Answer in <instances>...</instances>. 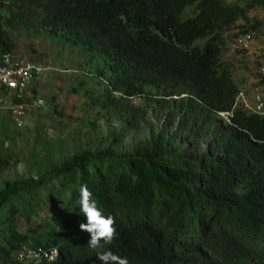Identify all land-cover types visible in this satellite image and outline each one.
<instances>
[{"label": "trees", "instance_id": "obj_1", "mask_svg": "<svg viewBox=\"0 0 264 264\" xmlns=\"http://www.w3.org/2000/svg\"><path fill=\"white\" fill-rule=\"evenodd\" d=\"M255 7L264 10V0H0V53L14 51L9 30L77 48L106 77L103 108L143 97L164 118L128 153L79 151L6 183L0 264L23 244L59 249L52 264H104L105 250L128 264H264V115L233 108L239 87L221 58L224 31L249 23ZM125 110L115 139L146 109ZM220 112H231L229 122ZM82 184L115 217L116 236L103 248L89 247L79 228ZM44 201L48 216L33 224Z\"/></svg>", "mask_w": 264, "mask_h": 264}, {"label": "rangeland", "instance_id": "obj_2", "mask_svg": "<svg viewBox=\"0 0 264 264\" xmlns=\"http://www.w3.org/2000/svg\"><path fill=\"white\" fill-rule=\"evenodd\" d=\"M225 1L243 5L248 0ZM191 13L192 8H187L184 15ZM248 15L249 23L238 20L224 31L225 45L221 52L222 60L230 64L232 79L246 94L257 81V65L264 59V10L255 7ZM255 21L261 25L251 28L255 38L250 50L239 49L235 45L236 36ZM8 33L14 40V51L41 63L46 71L31 86L44 104L27 108L21 128L14 125L7 112L0 110V190L8 182L24 180L31 174L58 166L75 152L110 149L115 154L128 153L134 145L146 143L161 128L162 114L153 111L143 97L120 99L117 112L103 108L97 100L103 97L106 77L100 76L97 65L90 63L77 48L33 33L10 30ZM196 43L202 44L203 40ZM112 95L120 96L116 92ZM127 106L146 110H137L134 121L123 129V137L115 139L121 126L128 122ZM42 207L43 213L32 217L33 224L48 216L45 201Z\"/></svg>", "mask_w": 264, "mask_h": 264}, {"label": "built area", "instance_id": "obj_3", "mask_svg": "<svg viewBox=\"0 0 264 264\" xmlns=\"http://www.w3.org/2000/svg\"><path fill=\"white\" fill-rule=\"evenodd\" d=\"M255 38V32L247 30L239 33L235 38V45L241 50H250ZM42 64L19 55L15 51L0 53V110L7 112L14 125L21 128L24 124L27 108H39L44 100L35 94L31 88L33 82L44 72ZM257 81L250 93L242 90L236 95L233 108L259 116L264 115V59L257 65ZM219 115L229 122L231 112H220ZM56 248H32L21 245L14 256V262L9 264H25L17 259L18 253L25 250L35 251L40 256V264L49 261V256Z\"/></svg>", "mask_w": 264, "mask_h": 264}, {"label": "clouds", "instance_id": "obj_4", "mask_svg": "<svg viewBox=\"0 0 264 264\" xmlns=\"http://www.w3.org/2000/svg\"><path fill=\"white\" fill-rule=\"evenodd\" d=\"M79 194L80 211L85 215L87 220L86 223H80L79 228L90 234V240L88 241L89 247L93 249L103 248L104 245L110 244L116 236L115 217L111 214H105L103 208L100 207L93 198V193L89 190L87 184H82L80 186ZM58 257L59 249L53 250L49 256L50 264ZM97 257L99 260L103 261L104 264H128L126 257L117 255L111 250L102 251ZM17 259L25 262V264H40L39 254L31 250L21 251L18 253Z\"/></svg>", "mask_w": 264, "mask_h": 264}]
</instances>
